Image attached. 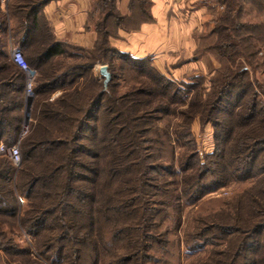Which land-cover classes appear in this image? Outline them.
I'll return each mask as SVG.
<instances>
[{"label": "trees", "instance_id": "obj_1", "mask_svg": "<svg viewBox=\"0 0 264 264\" xmlns=\"http://www.w3.org/2000/svg\"><path fill=\"white\" fill-rule=\"evenodd\" d=\"M50 1H10L11 28L5 21L0 31V145L18 142L26 102V74L10 57V38L37 74L20 168L0 156V252L33 264L27 258L34 256L31 250L18 242L27 235L49 264H172L181 240L171 241L159 218L178 227L182 203L196 207L208 195L244 185L218 211L196 219L185 254L197 257V264H264V84L250 77L253 63L264 75V0H234L233 28L222 17L213 30L222 36L214 49L222 67L209 92L203 77L176 83L150 58L117 51L107 26L121 19L115 0L96 4L90 20L98 41L92 49L55 37L43 14ZM247 8L250 19H243ZM142 13L146 18L133 30L153 19L151 11ZM233 29L238 36L229 35ZM244 30L251 34L242 35ZM247 38L257 42L252 52L245 50ZM201 39L204 46L209 36ZM226 49H234L236 57L224 54ZM110 53L148 84L109 97L115 65L102 57ZM102 63L112 75L108 90L94 72ZM188 99L181 112L185 125L173 132L163 118L173 105L186 107ZM222 113L229 118L218 119ZM196 116L213 124L211 153L196 148L191 130ZM156 136L170 145V162L155 154ZM185 139L178 167L171 143Z\"/></svg>", "mask_w": 264, "mask_h": 264}, {"label": "rangeland", "instance_id": "obj_2", "mask_svg": "<svg viewBox=\"0 0 264 264\" xmlns=\"http://www.w3.org/2000/svg\"><path fill=\"white\" fill-rule=\"evenodd\" d=\"M118 1L122 2V0H115L114 5H116L115 7L116 13L121 17V19L119 18V20L117 21L116 19H114L112 23L109 22V24L107 25L109 27L108 28L109 33L114 35V39L109 36L110 42L113 39V40H116V43L121 42L123 40L121 36L123 32L134 33L135 31L136 32L140 31L142 27H140L139 29L133 30L134 25L143 23L141 20L143 18H146V15H147V14L142 13L143 10L147 13L151 11V15L153 17L152 8L154 5L153 3H151L152 6L148 4L150 2L149 0H144L143 2L144 5H142L140 2L141 7L140 6L135 7V4L133 6V4H131L132 2L131 0H123V3L121 4ZM134 1L135 0H133V2ZM137 1L139 2L140 0H137ZM224 1L225 0H204L202 2L197 1L195 3L193 11L195 13L196 21H198V24H199V25L197 24L195 27V29H197L196 31L192 30L194 26L193 20L185 16V13H186L185 10L183 13L184 17L182 16L181 18L178 19L179 23L176 22V20H174L172 16H170L171 12H169L167 14L168 26L165 29L166 39L163 43V46L162 47H160L159 45L158 47L156 46L158 50L152 52V54L146 57H138L137 55H134L131 52L123 51L118 45H117L118 47L113 46V45L112 46L117 51L119 50L120 52L132 55L134 58L135 57L136 58H150L153 61L152 66L155 67L157 71L170 77L176 83L177 82L178 83L191 82V80L194 79L195 77H201V78L203 77V80L205 82L204 84L205 89L207 90L208 88V92H209L211 88L213 87L211 86L212 79L215 78L216 73L222 67L221 59L214 50L216 46L218 45V42L221 41L222 36L212 35L213 30L216 29L219 23L222 22L221 20L222 17H225L226 19V22L225 23L223 22V24H225L229 28L230 27L233 28L232 23L230 21H233L234 17L237 16V13L235 12L237 9L236 2L234 0H227L225 2ZM203 6L205 7V11H206L204 12V19H207L206 21L209 20V22L204 23V24H202L205 20L202 18V9H201ZM248 9L249 8H247V10L244 9L243 13H241L243 19L245 17L246 18L249 17ZM2 16H3L2 24L6 21V24L11 28L8 17L6 18L4 15ZM247 19H250V18H247ZM154 23L155 21L153 17V19L149 23H146V24L151 25ZM176 23L180 27L179 29L181 33H183L184 30L187 31V28H188L187 26L188 25L190 26V23L192 24V26L188 28L190 29V33L188 34L189 38L187 40L185 41L177 40L176 33L172 32ZM233 30L234 31H231L229 35H232V37L235 35L238 36L239 35L238 32L235 31V29ZM252 32L255 33L254 31ZM206 33H207V36H209V39L206 42H204L206 44L202 46L201 36ZM249 33L251 34L250 31L244 30L242 32V35H246ZM247 39H248V44L245 50L248 52H252V48H254V44L255 43L257 44V42L255 41V39H249V38ZM10 41L11 43L13 42L14 46L16 47L19 46V44L18 45L15 44L14 41L11 40V38H10ZM155 44L156 43H151L154 49H155ZM72 51L77 53V55H83L81 51L77 52L76 50H73V49ZM222 51L225 52L224 54H228V55L230 53H233V57L234 58L236 57V53L234 52V49H230V50L226 49ZM105 55L106 57L105 56L104 58L102 57V60H105L106 62L114 63L116 77H117L112 83L114 85L113 90L112 89L108 90L107 87L110 81L105 86L104 85L105 77L101 76V73H100L99 77H101V80H102L101 84H103L102 89L108 90L107 92L109 94V97H113L114 99H116L122 96L123 94L136 89V87H140V85H143L145 83L148 84L149 80L147 81V79L143 78V76L142 77L138 76V72H135V73L132 72L130 69V65L125 63L123 60H121L119 56L117 57V55H113L111 53L105 54ZM215 63L218 66V70L213 73L212 69L214 68ZM103 65L107 66V64H104V63H102L100 66L102 67ZM252 66L253 68H250L251 79L253 76H255L261 83L264 84V75L262 73L263 70L262 69L257 70L255 68V63H253ZM107 71L109 72L108 66H107ZM109 73L111 74V72ZM26 80H27V76H26ZM92 88H95V87L92 84H90L89 89L93 90ZM191 97L192 96L190 95L189 98ZM34 99H35V95H33L28 100L26 98V102L24 106L25 110L23 111L22 131L20 133L19 139L17 140L18 142H16L15 144L14 143L11 144V146H18L20 148V154H21V143H22L21 140H23L29 134L27 133L23 135L22 132H23L24 127L28 126L27 123H30L31 121V113H33V109H34L33 108ZM189 101L190 100L188 99L186 107H180L179 104L173 105L171 107L170 114L163 118L164 124H166V126H169V129L171 128L173 132L176 131L177 129H179L180 131L181 128L179 127L185 125L184 121L182 120L183 114H181V112H184L187 110L190 104ZM223 117L229 118V116H226L225 114L222 113L220 116H218V119H221ZM191 130L193 134L192 135L193 139L196 142V148L199 151V153L204 155L205 153H211L215 149L214 136H213L215 129L212 123H203L201 122V120H199V117L196 116L191 126ZM156 139L158 143L157 145L156 144L154 145L156 146L155 154H158V156L160 155L163 160H166V162H170L172 160L170 145H168L166 140L164 141L162 137L160 138L156 136ZM187 141L188 139L182 140V143L180 144L175 141L173 144L171 143L172 147L176 148L175 151H176L177 156L175 160H176V165L178 167L182 163L181 161L182 154L187 150L188 145H186L183 148L181 146L182 145L184 146L185 143H187ZM144 145L145 147H149V148L152 147V145H150L149 143H145ZM20 166L17 167V169H19ZM243 187L244 185H239V186L233 185L230 188L222 189V191L220 192L206 196V198L203 199L202 202H200V204L196 207L187 208L185 207V204L182 203L183 204L182 215H181L182 221L180 224H178V227L175 226L176 225L175 221L172 222L170 219L162 220L159 218V220L162 222V228L160 230L169 229L171 231V233H169V237L170 239H172L171 241L173 240L178 241V239L181 240V246L179 248L177 247V250L173 249V254L174 252H176L175 253L176 256L174 257L172 264H197L198 262L197 257L195 258L193 256V257L188 258V256L185 254L186 253L185 245H186L187 238H188L187 236L190 235V233L194 230L197 224L196 219L200 218L202 215H206V214H210V213L218 211L222 203H224L223 202L224 200H227V198H231L235 193H237V191H239V189H242ZM21 204L22 205L26 204V198H22ZM170 213L172 217H176L177 215L176 212H174L173 210H170ZM18 242H20L19 244L22 248H28L31 250V253H33L34 258L32 256L27 257V258H32L33 264H49L46 262V260H44V258H42L41 256L39 257L38 252L35 247V242L29 236L24 235L21 239H19ZM25 260L27 259L24 256H18L15 258H11L10 256H6L4 252L2 251L0 252V264H29Z\"/></svg>", "mask_w": 264, "mask_h": 264}, {"label": "crops", "instance_id": "obj_3", "mask_svg": "<svg viewBox=\"0 0 264 264\" xmlns=\"http://www.w3.org/2000/svg\"><path fill=\"white\" fill-rule=\"evenodd\" d=\"M197 1L202 2L204 0H152L154 4L152 13L155 23L151 25L144 24L140 31H135L134 33L123 32L121 34L123 40L116 43V40H113V38L111 44L113 46L118 45L121 50L131 52L138 57H146L152 54V52L157 51L158 45L160 47L163 46L166 39L165 29L168 26L167 14L169 12H171L170 16L178 22V19L183 16L185 10V16L193 20L194 26L192 30H197L195 27L198 21H196L193 11ZM97 2L98 0H51L50 3L45 6L43 14L48 24L51 25L53 33L58 40L66 43L69 42L82 49H92L98 41V34L90 18L97 7ZM119 3H123V0ZM6 8V11H3V15L8 17L9 20L8 5ZM201 9L202 18L204 19V12H206L205 7L203 6ZM204 20L202 24L209 22V20L206 21L207 19ZM191 26L192 24L190 23V26L188 25L187 27L190 28ZM179 28L180 27L176 23L173 30L171 29L173 33H176L177 40H187L189 38L188 34L190 33V29L187 28V31L184 30L183 33H181ZM151 43H156V50L152 47ZM100 68L101 66L97 65L94 69L97 77L100 76ZM217 70L218 66L215 63L212 72L214 73Z\"/></svg>", "mask_w": 264, "mask_h": 264}, {"label": "built area", "instance_id": "obj_4", "mask_svg": "<svg viewBox=\"0 0 264 264\" xmlns=\"http://www.w3.org/2000/svg\"><path fill=\"white\" fill-rule=\"evenodd\" d=\"M12 0H0V31L2 28V15L3 11H6V7L9 4V2ZM10 57L12 58L13 63L21 68L27 76V81H26V98L27 100L31 98L34 95L33 91V85H34V80L36 77V71L32 70L30 66L28 65L27 59L24 57V54L21 50V48L18 46H14L13 43H11L10 47ZM28 124V123H27ZM29 130V124L28 126H25L23 129V135L27 134ZM0 155L1 156H8L9 158L12 159L13 163L15 166L19 167L21 165V154H20V148L18 146H8L5 143L0 145Z\"/></svg>", "mask_w": 264, "mask_h": 264}, {"label": "water", "instance_id": "obj_5", "mask_svg": "<svg viewBox=\"0 0 264 264\" xmlns=\"http://www.w3.org/2000/svg\"><path fill=\"white\" fill-rule=\"evenodd\" d=\"M99 72L101 73V76L105 77L104 85L106 86L108 84V82L110 81V79H111V74L107 71V66L103 65L100 68Z\"/></svg>", "mask_w": 264, "mask_h": 264}]
</instances>
